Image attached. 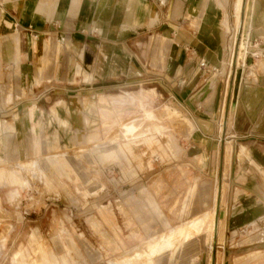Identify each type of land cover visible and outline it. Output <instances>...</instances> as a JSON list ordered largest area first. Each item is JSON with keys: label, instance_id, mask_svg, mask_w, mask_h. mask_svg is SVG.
Returning <instances> with one entry per match:
<instances>
[{"label": "rangeland", "instance_id": "rangeland-1", "mask_svg": "<svg viewBox=\"0 0 264 264\" xmlns=\"http://www.w3.org/2000/svg\"><path fill=\"white\" fill-rule=\"evenodd\" d=\"M24 3L0 0V7L21 15ZM229 4L233 27L228 46L230 53H236L235 43H241L243 50L248 45L245 33L236 28L235 0ZM51 44L46 56L49 73L41 75L37 53L26 60L31 73L23 88L18 69L8 70L12 92L26 100L16 112H5L8 106L0 113V168L6 167L0 171V264H264V186L256 195L261 200L252 201L253 211L261 209L252 219L241 218L245 210L236 200L238 189L249 193L246 185L239 184V176L250 172L263 181L250 159L239 160L246 143H232L230 157L225 149L223 178L232 167L235 175L221 181L218 215L223 219L213 238L214 210H210L216 192L219 196L220 179L217 176L211 183L202 168L210 156L205 148L211 144L196 137L194 130L187 137L165 118L164 112L172 109L189 120L167 88L149 81L136 67L119 78H103L93 71H88L91 78L75 76L76 71H87L84 53L74 58L66 49L70 42ZM1 87L2 74L0 97ZM141 91L154 92L144 107L137 98L130 100ZM43 95L50 99L37 105ZM118 96L129 100L120 104L115 102ZM101 97L106 104H100ZM55 105L60 106L58 116L69 124H73L69 110L80 107L89 120L84 134L90 137L73 138L71 130L55 124L58 137H48L44 120ZM34 106L37 111L30 120ZM7 123L17 126L15 133L5 130ZM219 141L220 147L226 143L223 138ZM216 152L221 161V149ZM194 185L189 216L180 217ZM204 215L210 217L201 232L190 227L192 220ZM174 232L178 238L170 250L151 260L132 258L155 236Z\"/></svg>", "mask_w": 264, "mask_h": 264}, {"label": "crops", "instance_id": "crops-1", "mask_svg": "<svg viewBox=\"0 0 264 264\" xmlns=\"http://www.w3.org/2000/svg\"><path fill=\"white\" fill-rule=\"evenodd\" d=\"M24 1L21 15L14 14L16 9L7 12L0 7V113L16 112L26 100L18 98L21 93L17 96L12 92L8 70L18 69L19 86L23 88L31 73L26 60L30 61L37 53L40 73L45 75L50 71L46 56L51 43L68 41L70 44L66 49L74 58L84 53L87 71H76L75 76L91 78L93 75L88 71H93V74H102L103 78H119L136 67L138 73L148 75L149 81L167 88L171 99L191 122L172 109L164 112L165 118L172 120L187 137L194 130L196 137L211 144L204 151L210 156L206 157L202 167L203 175L211 183L218 176L220 189L210 211H216L221 201V181H228L235 175L232 167L223 178L226 147L227 157H230L232 143H246L241 145L239 160L250 159V165L260 171L263 181L259 182L250 172L239 176V184L246 185L249 193L252 191L254 195L238 189L236 200L245 210L241 218L252 219L254 213L261 211L260 208L253 211L252 201L261 200L256 195L264 186V0H248L250 6L242 29L248 47L239 48L238 53H230L228 46L233 27L229 0ZM242 1L235 0L234 4L235 14L238 13L236 28L239 29ZM46 36L52 37L46 40ZM201 61L209 65L207 71L200 69ZM51 68L56 76L57 66L53 64ZM134 95L130 100L137 98L144 107V101L154 92L141 91ZM45 96L38 98L36 104L50 99ZM128 100L118 96L115 102ZM100 104H106L105 97H101ZM8 106L11 108L4 112L3 107ZM59 107L52 106L44 120L48 137H58L54 124L71 130L73 138L90 137L84 134L89 120L82 115L80 107L73 106L69 110L73 124L58 116ZM36 111L35 106L30 110V120L34 119ZM4 128L15 133L17 126L7 123ZM152 138L156 137L152 135ZM220 138L226 142L221 147L218 144ZM220 149L222 157L218 161L214 154L216 151L219 154ZM195 191L196 185L189 190L180 217L189 216L188 202L194 198ZM210 211L194 217L210 214Z\"/></svg>", "mask_w": 264, "mask_h": 264}, {"label": "bare ground", "instance_id": "bare-ground-1", "mask_svg": "<svg viewBox=\"0 0 264 264\" xmlns=\"http://www.w3.org/2000/svg\"><path fill=\"white\" fill-rule=\"evenodd\" d=\"M247 9H248V0H243L241 13H240V20H239L241 30L243 29ZM235 46H236V53H238L239 48H241V46L240 44L236 45V43ZM220 206H221V201L219 200L216 211L212 213L213 217H212L211 231L213 234L212 233L211 234L213 235V238L218 236L219 233V215H217V211L220 209ZM209 217H210L209 215H204L197 219L195 218L189 223L190 227H192L198 232H201L205 227V225L207 224ZM177 238H178V234L176 232L172 233L170 236L167 235L158 236L153 240V242H151L147 246L145 245L144 248L140 250L136 249L132 258L133 257H135L136 259L146 258L148 260H151L154 257L161 255L163 252L170 250L173 247V242L175 243L174 240Z\"/></svg>", "mask_w": 264, "mask_h": 264}, {"label": "built area", "instance_id": "built-area-1", "mask_svg": "<svg viewBox=\"0 0 264 264\" xmlns=\"http://www.w3.org/2000/svg\"><path fill=\"white\" fill-rule=\"evenodd\" d=\"M199 67H200L201 70H203V71H207L209 65H208L206 62L201 61V62L199 63Z\"/></svg>", "mask_w": 264, "mask_h": 264}, {"label": "water", "instance_id": "water-1", "mask_svg": "<svg viewBox=\"0 0 264 264\" xmlns=\"http://www.w3.org/2000/svg\"><path fill=\"white\" fill-rule=\"evenodd\" d=\"M217 215H218V211H217Z\"/></svg>", "mask_w": 264, "mask_h": 264}]
</instances>
